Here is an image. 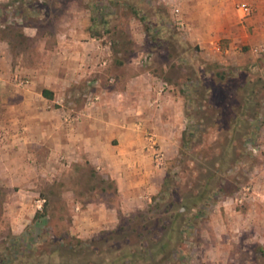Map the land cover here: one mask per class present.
Here are the masks:
<instances>
[{"label": "rangeland", "instance_id": "obj_1", "mask_svg": "<svg viewBox=\"0 0 264 264\" xmlns=\"http://www.w3.org/2000/svg\"><path fill=\"white\" fill-rule=\"evenodd\" d=\"M171 12L163 0H0V49L7 51L9 61L5 60L4 64H8L0 70V77H6L9 83L3 78L5 83L0 86L12 85L22 92L40 71L52 75L63 49L59 41L74 38L87 28L91 37L82 40L105 45V62L97 60L101 63H97L91 75L72 84L64 95L55 96L48 104V109L63 104L77 110L66 113L65 118L73 120L89 102L88 97L92 98L93 88L136 72L129 63L142 48L147 56L143 68L169 78L168 82L182 98L184 128L193 132V137L183 155L178 153L180 140L173 157H167L157 145L163 153V163L157 166L152 161L164 176L160 200L153 199L159 196V190L142 208L118 211V221L131 227L133 222L145 227L137 242L138 245L142 242L139 247L142 251L144 245L155 243L154 234L145 233L148 219L164 218L169 213L162 211L170 202L179 209L181 198L191 200L204 183L208 193L196 205V209L204 207L201 213L190 209V224L185 226L181 243L167 263H161L162 256H158L152 261L141 257L136 264H264V61L225 65L203 59L193 45L183 42ZM140 32L142 45L135 41ZM174 34L180 41L176 39L175 44L165 41ZM120 60L123 62L118 63ZM36 101L35 97L31 103ZM4 114L5 110L0 111V262L14 258L17 253H28L32 248L40 249L54 237L60 239L59 246L63 248L74 236L88 240L91 245L88 242L84 246L96 250L107 245L108 249L101 252L86 253L91 255L92 264H109L116 254L111 252L116 243L107 239L94 243L93 237H78L74 217L86 208L69 204L76 197L74 194L92 198L104 186H108V191L99 194L97 200L109 198L115 203L113 185L94 175L85 182L91 168H76L74 173L64 171L61 176L54 174L53 166L41 165L33 157L32 160L24 148L32 142L30 137L53 136L55 127L45 131L22 123L10 125L8 120L13 122L16 117L13 113L3 125ZM229 139L232 148L227 157L231 160L221 164L214 175L218 166L215 158ZM198 158L207 160L202 169L196 164ZM218 184L228 191L227 195L210 191ZM39 198L45 199L41 209L36 205ZM25 199L29 200L28 205L23 203ZM103 232L107 231L97 236H107ZM37 255L33 254L31 261L40 259L47 264L50 260V264H58L60 260L56 254L53 259L45 253L42 258ZM83 255L77 253L75 261L82 262Z\"/></svg>", "mask_w": 264, "mask_h": 264}, {"label": "crops", "instance_id": "obj_2", "mask_svg": "<svg viewBox=\"0 0 264 264\" xmlns=\"http://www.w3.org/2000/svg\"><path fill=\"white\" fill-rule=\"evenodd\" d=\"M163 1L171 13L179 9L185 22V27L179 31L183 42L193 45L203 59L225 65L264 61V0ZM239 4L249 5L252 14L243 17L237 9ZM87 37L91 35L83 28L74 38L61 39L59 45L63 49L54 73L40 71L30 87L22 92L12 85L0 86V111L5 110L3 125L13 113L16 117L13 122L8 120L10 125L22 123L25 127L45 128V131L55 127L53 136H29L32 142L24 148L31 159L53 166L54 174L61 176L64 171L74 173L76 168H91L85 182L94 175L113 185L115 203L109 198L97 200L99 194L108 191V186L101 187L100 193L92 198L74 194L76 197L69 205L86 208L74 217L75 231L81 238L115 229L119 223L118 211L142 208L150 196L158 193L164 176L152 161L151 145H158L167 157H173L185 121V106L173 85L163 76L143 68L147 56L142 48L129 63L136 72L123 80L112 78L111 83L93 88L92 98L88 97L89 102L82 106L76 119L65 118L66 113L77 112L69 106L62 104L48 109L55 96L64 95L70 86L91 75L98 62H105V45L82 40ZM136 37L135 41L142 45L143 33ZM7 55L1 48L0 70L9 62ZM5 60L8 62L4 64ZM3 78L9 83L2 76L0 84L5 83ZM43 90L50 97L45 96ZM35 97L37 101L31 103ZM22 111L24 117H19ZM28 202L25 199L23 203L28 205Z\"/></svg>", "mask_w": 264, "mask_h": 264}, {"label": "trees", "instance_id": "obj_3", "mask_svg": "<svg viewBox=\"0 0 264 264\" xmlns=\"http://www.w3.org/2000/svg\"><path fill=\"white\" fill-rule=\"evenodd\" d=\"M93 20L96 21L95 18H93ZM106 31V30H105ZM95 31H92V34H94ZM178 39L177 41H180L178 35L174 34V36L171 39H165V41L169 42V43H173L175 44V40ZM172 44V45H174ZM168 47V46H166ZM123 61L120 60L118 61V63H122ZM221 78L224 77L223 74L220 75ZM164 79L166 81H169V78L164 77ZM251 91L254 93V90L251 89ZM250 91V92H251ZM43 94L47 97H50V94H48V92L46 90H43ZM242 108L245 107V101L241 106ZM237 118V114L234 116V118H232L231 123ZM231 127V124H230ZM235 127V126H233ZM187 134V135H186ZM193 137V132L191 131H187L186 128L183 129L182 131V135H181V139H180V145H179V149H178V153L180 155H183L185 153L184 148L187 145V143L189 142V140H191ZM255 140V137L252 138V141ZM231 139L227 140L226 145L222 147V149L220 150L221 152L218 154V157H216V165H218L217 167L214 168V175L217 174V170L220 171V165L231 160L227 157L229 150H231L232 146H231ZM228 151V152H227ZM192 159V158H190ZM194 159V158H193ZM199 163L198 167L204 168L206 161L203 160L202 158H198L196 159ZM209 165V163H208ZM210 166V165H209ZM200 169V168H199ZM216 169V170H215ZM206 172H208L207 169H205ZM200 174L203 173L202 171H199ZM208 176L212 177L213 174L212 173H208ZM167 182V181H165ZM166 186V184H164ZM207 184L204 183L203 184V188L200 189V191L197 193V195H194L192 197L191 200H187V197L185 196L184 198H181V201L179 204L180 207L179 209H175V203L174 202H170L168 204L167 207H165V209L162 211L163 213H169L167 214L164 218L158 216L156 220H149L148 218V222H145L146 224V232L145 233H149V235L154 234V236H152V240L155 241L154 244H152V246H147L144 245V250H140L139 247L140 245H142V242L138 245L137 242H139V237H143V226H135L132 223V227L131 224H128L127 222H120L118 224V226L110 231L107 232H103L105 235V237L101 236H95L93 237L91 240L95 243L96 240H105L107 239L109 240H113L114 243H116L112 250L110 249L111 252L116 253L113 256L112 261L109 262V264H115V263H120V264H136L137 260L139 258H143L145 261H152L153 259H155L158 256H162L161 259V263L166 261V263L171 259L172 255L174 253H176V249H178V246L181 243L182 237H181V233L183 232V230H185V226L187 224H190V209L191 212L192 210L196 209V205L198 202H200L201 198L203 197L204 194L208 193L207 192ZM236 189V187L234 188ZM163 191V189H161L159 191V196H153V199H156L157 201L160 200L161 198V192ZM211 192H218V193H224V194H228V191L225 190V188L221 185L218 184L217 188L214 190H210ZM231 191H229L230 193ZM233 192V191H232ZM159 197V198H158ZM158 198V199H157ZM170 201V200H169ZM193 203V204H191ZM155 206L157 207L158 204H155ZM204 207H199L197 208V213H201L202 209ZM161 212V213H162ZM39 213V212H37ZM157 216V214H156ZM166 218V220H165ZM164 220V221H162ZM130 221V220H129ZM42 223H44V220H41ZM161 222V224H160ZM160 224V226H159ZM158 225V226H157ZM125 231H129V232H125ZM122 232V235H119V233ZM102 233V232H101ZM107 233V234H106ZM157 235V236H155ZM14 240H17V238H15ZM60 239L57 237H54L52 240L50 239V242H48V244L46 246H42L40 249L34 250L33 248L31 250L28 251V253H17L15 255L14 258H6L5 260H2V262H0V264H44L43 262H40V259H36V260H32L31 258H33V254H38V258H42L44 253L45 255H47V258H52L53 256L56 254L58 255V257H60L59 263L58 264H92L91 259L89 258L91 255L87 254L86 251H92V253L95 252H101L102 249L106 248L108 249L107 245H104V247H100L99 249L97 248H90L91 246V242H89L88 240H82L80 238H76L74 236L70 237V241L65 242L64 247H60ZM149 240V239H148ZM75 241V242H74ZM90 243L89 246H84L86 243ZM149 242V241H148ZM66 247V248H65ZM51 249V250H49ZM86 249V250H85ZM92 249V250H91ZM143 249V248H141ZM9 250L11 251V249L9 248ZM39 250V251H38ZM41 250V251H40ZM80 254L83 255V260L78 261V259H76V255ZM169 259V260H168ZM86 260V261H84ZM50 260L47 264H50ZM52 263V262H51Z\"/></svg>", "mask_w": 264, "mask_h": 264}, {"label": "built area", "instance_id": "obj_4", "mask_svg": "<svg viewBox=\"0 0 264 264\" xmlns=\"http://www.w3.org/2000/svg\"><path fill=\"white\" fill-rule=\"evenodd\" d=\"M237 9L241 11L243 17H248L252 14V8L247 4H239L237 5ZM173 15L175 16L174 23L176 25L177 30L179 31L182 30L185 27V22L179 14V9L175 8L173 10ZM151 147L153 149L152 156H153L154 162L156 163L157 166L161 165L163 163L162 162L163 153L161 152L160 148L157 145L152 144ZM44 201L45 199L43 198L42 199L39 198L36 200V205L38 209H41V206Z\"/></svg>", "mask_w": 264, "mask_h": 264}]
</instances>
